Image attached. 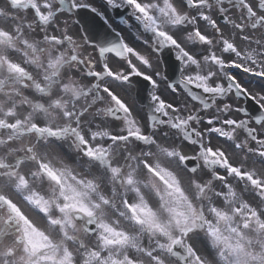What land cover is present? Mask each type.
Here are the masks:
<instances>
[{"label": "snow or ice", "instance_id": "snow-or-ice-1", "mask_svg": "<svg viewBox=\"0 0 264 264\" xmlns=\"http://www.w3.org/2000/svg\"><path fill=\"white\" fill-rule=\"evenodd\" d=\"M0 264H264V0H0Z\"/></svg>", "mask_w": 264, "mask_h": 264}, {"label": "flooded vegetation", "instance_id": "flooded-vegetation-1", "mask_svg": "<svg viewBox=\"0 0 264 264\" xmlns=\"http://www.w3.org/2000/svg\"><path fill=\"white\" fill-rule=\"evenodd\" d=\"M126 15H128V13H126ZM111 16L113 17L112 20H113L114 24H116V25H120V24H118L119 21L116 19L115 15L111 14ZM114 20L117 21L118 23L115 22ZM121 27H122V28L124 27V25H123L122 23H121V25H120V28H121Z\"/></svg>", "mask_w": 264, "mask_h": 264}]
</instances>
